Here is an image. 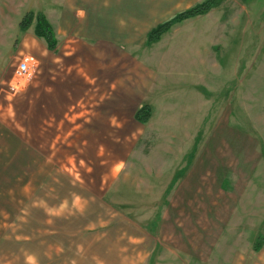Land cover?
I'll list each match as a JSON object with an SVG mask.
<instances>
[{
	"label": "rangeland",
	"instance_id": "374dc122",
	"mask_svg": "<svg viewBox=\"0 0 264 264\" xmlns=\"http://www.w3.org/2000/svg\"><path fill=\"white\" fill-rule=\"evenodd\" d=\"M36 5L56 6L0 0V264H264V0H220L151 44L156 24L42 12L54 49ZM98 39L116 53L83 50Z\"/></svg>",
	"mask_w": 264,
	"mask_h": 264
},
{
	"label": "crops",
	"instance_id": "0c3cea01",
	"mask_svg": "<svg viewBox=\"0 0 264 264\" xmlns=\"http://www.w3.org/2000/svg\"><path fill=\"white\" fill-rule=\"evenodd\" d=\"M42 0H35L40 2ZM50 0H45L49 2ZM56 4L54 7L49 8L36 5L41 12L47 17L53 16L57 23L61 22L66 25L80 24L81 26H95V25H116V24H159L163 21H151L149 18H157L161 16L162 9L164 8L165 0H52ZM198 3V2H197ZM40 4V3H39ZM196 4V3H195ZM58 5V6H57ZM34 6V5H32ZM193 6V5H192ZM57 10L56 13L50 12ZM174 16V15H173ZM172 17V16H171ZM170 17V18H171ZM77 19V20H76ZM192 19V18H190ZM167 20V19H166ZM165 21V20H164ZM93 28L89 38L93 41L94 32ZM93 32V33H92ZM148 33V32H147ZM98 41L97 46L93 47L90 44L83 46V50L93 52V58L99 57V51H103L106 55L116 53V49L111 42ZM110 71V70H108ZM148 77L147 73L145 78ZM148 80V79H146ZM136 92L127 95L129 104H138L141 99V94L138 92V86L133 87ZM134 90V91H135ZM145 88H143V91ZM264 249L258 248V250Z\"/></svg>",
	"mask_w": 264,
	"mask_h": 264
},
{
	"label": "trees",
	"instance_id": "16d2710c",
	"mask_svg": "<svg viewBox=\"0 0 264 264\" xmlns=\"http://www.w3.org/2000/svg\"><path fill=\"white\" fill-rule=\"evenodd\" d=\"M220 0H204L202 2H199L195 4L194 6L187 8L183 11H180L176 13L171 18L157 24L154 26L147 34V42L148 44L154 43L158 41L161 36L167 32L173 25L178 24L184 20L197 17L199 15L206 14L209 12L213 7L218 5ZM31 14V13H30ZM33 14H31V17ZM37 17V26H36V33L38 36L43 37L48 46L49 49L55 48V40L53 37L51 26L46 19L45 15L40 12L36 14ZM27 18V20H26ZM31 18L26 15L23 20L21 21V29L25 30L27 29L28 25L30 24ZM150 115V109L148 105L142 106L135 114V117L137 120L140 121H146ZM256 248L261 247L260 243L255 245Z\"/></svg>",
	"mask_w": 264,
	"mask_h": 264
}]
</instances>
